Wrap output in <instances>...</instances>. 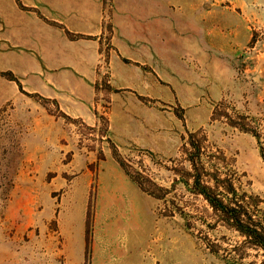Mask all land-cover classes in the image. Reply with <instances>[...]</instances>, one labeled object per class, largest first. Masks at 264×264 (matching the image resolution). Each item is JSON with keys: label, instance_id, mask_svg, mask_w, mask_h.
Returning <instances> with one entry per match:
<instances>
[{"label": "rangeland", "instance_id": "374dc122", "mask_svg": "<svg viewBox=\"0 0 264 264\" xmlns=\"http://www.w3.org/2000/svg\"><path fill=\"white\" fill-rule=\"evenodd\" d=\"M193 147L264 224V0H0V264H264Z\"/></svg>", "mask_w": 264, "mask_h": 264}, {"label": "trees", "instance_id": "16d2710c", "mask_svg": "<svg viewBox=\"0 0 264 264\" xmlns=\"http://www.w3.org/2000/svg\"><path fill=\"white\" fill-rule=\"evenodd\" d=\"M194 148L196 158L188 161L191 166L186 186L194 194L200 195L210 206L213 213L227 228L233 229L250 245L260 249L264 254V224L251 209L245 195L239 194L229 180L209 177L205 179L203 167H199V149ZM198 163V165H197Z\"/></svg>", "mask_w": 264, "mask_h": 264}]
</instances>
